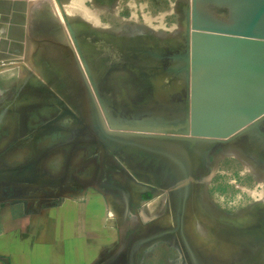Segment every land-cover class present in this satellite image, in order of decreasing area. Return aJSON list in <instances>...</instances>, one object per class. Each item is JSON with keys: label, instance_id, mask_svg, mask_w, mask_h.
Masks as SVG:
<instances>
[{"label": "rangeland", "instance_id": "1", "mask_svg": "<svg viewBox=\"0 0 264 264\" xmlns=\"http://www.w3.org/2000/svg\"><path fill=\"white\" fill-rule=\"evenodd\" d=\"M36 2L24 55L0 61V205L104 197L101 252L264 264V114L189 133L192 0ZM197 10L234 18L228 0Z\"/></svg>", "mask_w": 264, "mask_h": 264}, {"label": "water", "instance_id": "2", "mask_svg": "<svg viewBox=\"0 0 264 264\" xmlns=\"http://www.w3.org/2000/svg\"><path fill=\"white\" fill-rule=\"evenodd\" d=\"M26 6L25 0H0V61L24 55ZM233 9L231 23L203 21L197 0H192L188 124L192 136L226 137L264 114V94L245 104H226L236 100L254 76L264 75V58L257 57L264 51V0H240ZM213 64L215 71L201 79L198 70ZM217 95L225 102L198 112L199 105ZM230 121L234 125L222 130Z\"/></svg>", "mask_w": 264, "mask_h": 264}, {"label": "crops", "instance_id": "3", "mask_svg": "<svg viewBox=\"0 0 264 264\" xmlns=\"http://www.w3.org/2000/svg\"><path fill=\"white\" fill-rule=\"evenodd\" d=\"M86 203L0 205V264H132L130 255L99 250L106 242L104 197Z\"/></svg>", "mask_w": 264, "mask_h": 264}, {"label": "bare ground", "instance_id": "4", "mask_svg": "<svg viewBox=\"0 0 264 264\" xmlns=\"http://www.w3.org/2000/svg\"><path fill=\"white\" fill-rule=\"evenodd\" d=\"M26 1V16L27 13L30 10V6L29 5L33 0H25ZM38 1V0H37ZM232 3V5L234 6L237 2H240V0H228ZM36 2V0H35ZM34 3V2H33ZM37 3V2H36ZM55 3V2H54ZM59 3V2H58ZM56 4V3H55ZM57 7V6H56ZM32 8V6H31ZM206 10V8H205ZM203 11V10H202ZM208 11V10H207ZM58 12V11H57ZM215 12V11H214ZM217 13V12H215ZM217 15V14H216ZM25 16V17H26ZM27 19V18H26ZM25 27V26H24ZM25 37H26V27H25ZM25 37H24V41H25ZM258 59L262 60L264 58V51H261L259 53V55H257ZM216 69V65L213 64L212 66L203 68L198 70V74H201V79H204L208 76H210L213 71H215ZM264 94V75L261 76H254L250 83L247 85L246 89H244V91L242 93L239 94L238 98L236 100L233 101H229L226 104L229 105H239V104H245L250 102L253 99H256L255 97H258L259 95H263ZM224 97H222L221 95H217L211 98V100L199 105L198 107V112L201 111H205L207 109H209L210 107H214V105H218V104H222L223 101L225 102V100L223 99ZM225 104V103H224ZM234 121H230L228 123H226L224 126H222V130L229 128L230 126L234 125ZM147 132V131H146Z\"/></svg>", "mask_w": 264, "mask_h": 264}]
</instances>
